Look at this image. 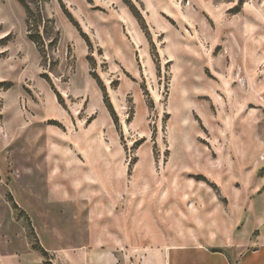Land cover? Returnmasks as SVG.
I'll list each match as a JSON object with an SVG mask.
<instances>
[{
  "label": "rangeland",
  "instance_id": "1",
  "mask_svg": "<svg viewBox=\"0 0 264 264\" xmlns=\"http://www.w3.org/2000/svg\"><path fill=\"white\" fill-rule=\"evenodd\" d=\"M29 8L0 0V264H84L127 193L169 242L264 243V0Z\"/></svg>",
  "mask_w": 264,
  "mask_h": 264
},
{
  "label": "crops",
  "instance_id": "2",
  "mask_svg": "<svg viewBox=\"0 0 264 264\" xmlns=\"http://www.w3.org/2000/svg\"><path fill=\"white\" fill-rule=\"evenodd\" d=\"M120 201L123 203L121 210L111 209L108 224H103L102 218L95 213L94 229L101 232L95 234L94 248L64 251L69 261L81 260L84 264H264V243L248 238V234L239 230L223 226L204 241L198 237L188 238L186 244L181 245L177 240H166L161 224L151 226L141 221L143 216L136 214L140 211L143 214L142 202L135 205L133 197L127 193L122 200L116 196L111 204ZM106 232L111 234L109 241L105 239ZM217 243L225 246L216 248Z\"/></svg>",
  "mask_w": 264,
  "mask_h": 264
},
{
  "label": "trees",
  "instance_id": "3",
  "mask_svg": "<svg viewBox=\"0 0 264 264\" xmlns=\"http://www.w3.org/2000/svg\"><path fill=\"white\" fill-rule=\"evenodd\" d=\"M18 1H19L23 6H25V8H26L28 14L33 16V12H32V10L29 8V2H33L34 0H18ZM124 1L126 2L127 0H124ZM140 18H141V17H140ZM74 25L77 26V24H74ZM81 36L85 39L87 45H88L89 48H90L91 43H90V41L88 40L87 36H86L84 33H82V32H81ZM29 37L31 38V40H33L34 42H36V38H35L34 36H32V34H30ZM94 77H95V79H97V82H99V84H100V80H99L98 76H97L96 74H94ZM101 89H102V91H103V101H104V103H105L107 109L109 110V112H110V114H111V116H112V118H113V121L116 122V121H117V117L115 116L114 110H113L112 105H111V103H110V101H109V99H108V96H107V93H106V91H105V88L102 86Z\"/></svg>",
  "mask_w": 264,
  "mask_h": 264
}]
</instances>
